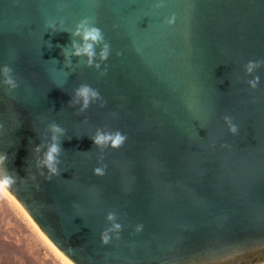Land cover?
<instances>
[{
	"label": "water",
	"instance_id": "obj_1",
	"mask_svg": "<svg viewBox=\"0 0 264 264\" xmlns=\"http://www.w3.org/2000/svg\"><path fill=\"white\" fill-rule=\"evenodd\" d=\"M86 17L111 47L102 63L97 47L99 70L76 57L65 67ZM255 60L264 0H0V66L19 83L11 95L0 86V153L23 180L7 192L71 264H264V66L245 72ZM81 84L104 107L72 104ZM52 122L65 129L61 176L45 181L35 165ZM97 128L127 140L101 152ZM109 212L122 231L102 245Z\"/></svg>",
	"mask_w": 264,
	"mask_h": 264
},
{
	"label": "clouds",
	"instance_id": "obj_2",
	"mask_svg": "<svg viewBox=\"0 0 264 264\" xmlns=\"http://www.w3.org/2000/svg\"><path fill=\"white\" fill-rule=\"evenodd\" d=\"M169 25L174 23V17L167 21ZM118 25H114V28ZM45 28L51 30L52 32L63 31V21L57 26L55 23H49L45 25ZM73 37L71 47H65L62 53L65 57V67H70L71 58H81L80 62L85 63L87 67H94L99 70L101 68V63L107 61L111 54L110 44L105 40L104 33L102 29L96 26L95 17H86L81 19L79 23L76 24L75 30L71 32ZM79 38V39H77ZM51 46V45H49ZM97 47L100 48L98 58L101 63H96L97 59ZM120 55V53H117ZM261 66H264V60L249 61L245 65V72L248 75L253 74ZM101 76L107 74V68L99 73ZM260 77L258 75L253 76L251 80L248 81V85L251 89L255 90L259 85ZM0 86L7 89V93L11 95L18 89L19 83L14 76L13 69L5 64L0 66ZM100 101V107H104L103 98L101 97L98 90L94 89L88 84H81L76 90L72 104H79L80 111L83 112L89 108L90 105L95 104ZM225 123L228 125L229 132L233 135L238 133V126L235 125L230 116L225 117ZM3 125H0V130H2ZM48 131L51 133L50 143L47 144L46 150L43 152L42 158L37 159L36 167L40 169L39 175L44 177L45 181H51L53 177L61 176L60 165L62 163L61 156L63 154L61 137L65 135V129L59 126L57 123L52 122L48 125ZM198 135V133H197ZM93 141L94 146L101 150V152L111 149L119 150L125 144L127 136L122 134L120 131H111L105 128H97L95 133L90 137ZM226 146V145H225ZM44 145H38L33 149L34 154H39ZM9 155L7 152L0 153V193L10 191L18 181H23L19 179L15 171H10L9 167ZM106 165L96 167L94 175L103 177L106 174ZM47 175H45V171ZM30 171V170H27ZM29 178V177H28ZM30 179L35 181L36 176L30 175ZM25 180V179H24ZM39 189V185H36ZM106 220L110 224V227L106 228L101 233L102 245H108L113 239H120V232L122 231V225L117 222L118 218L115 212H109L106 216ZM143 229L142 225L136 226V232L139 233Z\"/></svg>",
	"mask_w": 264,
	"mask_h": 264
},
{
	"label": "rangeland",
	"instance_id": "obj_3",
	"mask_svg": "<svg viewBox=\"0 0 264 264\" xmlns=\"http://www.w3.org/2000/svg\"><path fill=\"white\" fill-rule=\"evenodd\" d=\"M8 193H0V264H68Z\"/></svg>",
	"mask_w": 264,
	"mask_h": 264
},
{
	"label": "bare ground",
	"instance_id": "obj_4",
	"mask_svg": "<svg viewBox=\"0 0 264 264\" xmlns=\"http://www.w3.org/2000/svg\"><path fill=\"white\" fill-rule=\"evenodd\" d=\"M6 193V192H5ZM8 193V192H7ZM8 195H10L9 193H8ZM10 197L12 198V200H14L15 202H16V204H17V206H19L22 210H23V208L20 206V204L10 195ZM10 198V199H11ZM23 212L25 213V215H27L26 214V212L23 210ZM27 217H29L28 215H27ZM30 219V218H29ZM61 255V254H60ZM62 257H63V260L64 261H66L68 264H71L63 255H61Z\"/></svg>",
	"mask_w": 264,
	"mask_h": 264
}]
</instances>
